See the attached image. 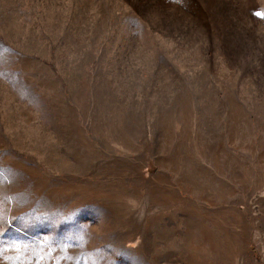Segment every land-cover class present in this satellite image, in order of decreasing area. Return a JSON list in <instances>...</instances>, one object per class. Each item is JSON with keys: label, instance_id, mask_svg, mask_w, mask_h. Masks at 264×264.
Instances as JSON below:
<instances>
[{"label": "rangeland", "instance_id": "obj_1", "mask_svg": "<svg viewBox=\"0 0 264 264\" xmlns=\"http://www.w3.org/2000/svg\"><path fill=\"white\" fill-rule=\"evenodd\" d=\"M0 264H264V0H0Z\"/></svg>", "mask_w": 264, "mask_h": 264}]
</instances>
